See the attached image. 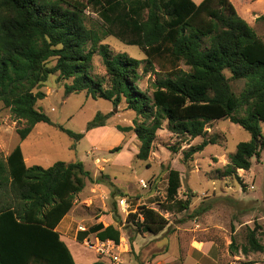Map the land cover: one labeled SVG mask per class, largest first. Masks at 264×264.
Segmentation results:
<instances>
[{
  "label": "trees",
  "instance_id": "trees-1",
  "mask_svg": "<svg viewBox=\"0 0 264 264\" xmlns=\"http://www.w3.org/2000/svg\"><path fill=\"white\" fill-rule=\"evenodd\" d=\"M89 10L100 19L99 27L87 25ZM258 20L264 21V15ZM108 36L137 46L145 59L112 54L102 44ZM94 54L101 58L105 77L91 72ZM155 67L157 77L148 95L138 84ZM225 72L230 80L243 83L239 94L232 91ZM55 73L71 81L64 85L65 96L85 92L114 107L124 102L134 112L132 124L117 125L116 130L136 136L138 160L148 159L164 123L169 132L189 140L204 137L206 125L218 120H229L248 132L250 139L237 144L229 163L219 171L221 178H239L237 171H248L252 159L257 160L264 149L260 127L264 122V41L229 0L198 4L193 0H0V103L15 121L25 122L17 130L20 140L38 123L54 125L36 103L45 98L40 88ZM111 114L97 112L86 131L105 126ZM55 127L77 141L84 137ZM215 143L209 139L190 147L183 162ZM120 150L117 146L110 152ZM167 176L165 201L176 212L188 210L193 195L189 192L186 199H177L179 172L169 169ZM85 178L106 186L112 197H125L109 175L93 179L79 161H58L46 169L29 167L19 145L0 157V264H78L56 228L71 210L74 195L85 187ZM133 216L143 233L158 235L168 225L150 207H138ZM258 230V226L248 229L243 255L264 251ZM90 234L101 241L120 242L118 228L101 223L78 231L77 242ZM229 249L238 252L234 240ZM91 264L106 263L98 257Z\"/></svg>",
  "mask_w": 264,
  "mask_h": 264
},
{
  "label": "rangeland",
  "instance_id": "rangeland-1",
  "mask_svg": "<svg viewBox=\"0 0 264 264\" xmlns=\"http://www.w3.org/2000/svg\"><path fill=\"white\" fill-rule=\"evenodd\" d=\"M196 4L202 0H193ZM237 14L264 41V0H229ZM87 25L99 27L97 14L86 11ZM102 44L107 45L112 54L125 53L129 57L144 60L145 55L137 46H128L112 36ZM55 61L49 63L53 66ZM144 64L140 66L142 72ZM187 69V67L182 66ZM157 67L144 73L138 87L151 94V83L157 77ZM93 75L105 77L101 58L94 54ZM235 94H239L243 83L230 80ZM68 80L52 74L41 86L45 94L37 101L36 108L42 110L54 125L38 123L25 140H20L17 130L26 126L24 121H15L9 110L0 103V157L5 158L17 145L21 147L27 166L48 168L55 162H82L95 179L104 173L125 197L110 195L103 187V193L86 188L75 195L73 203L78 205L76 216L82 218L85 229L93 223V218L103 216V226L113 225L120 231V242L115 252L118 264H152L157 257L161 264H264V251L243 255L241 247L246 243L248 229L259 227L258 237L264 246V149L257 160L252 159L248 171L238 170L236 177L221 178L219 171L229 163V156L238 143L248 141L250 135L229 120L212 121L206 125L204 137L189 140L177 137L168 131L166 123L156 133L151 152L146 161L136 158L139 142L132 132L122 133L116 126H129L135 116L127 110L124 102L114 107L104 99H92L85 92L64 95V85ZM112 113L105 126L86 131V126L96 115ZM56 125L74 133H83L77 141L62 132ZM264 135V122L260 123ZM215 139V144L206 146L184 163L183 154L190 147L203 140ZM120 146L119 152H110ZM96 148V150H95ZM175 151H174V150ZM169 169L179 172L181 187L177 199H186L191 192L188 210L176 212L166 199L167 175ZM93 178V177H92ZM141 180L146 187H142ZM244 186V187H243ZM76 197L78 202H76ZM92 204L89 205V202ZM89 205V206H88ZM140 206L155 209L168 220L167 227L158 235L143 233L134 213ZM172 208V209H170ZM200 208H204L199 212ZM67 222V217L62 223ZM62 233V226L58 227ZM79 231H83L80 230ZM232 240L238 249L231 253ZM96 238L75 243L70 250L78 264H91L97 255L92 247ZM77 251L79 254H77ZM161 255V256H160ZM106 264H111L103 259Z\"/></svg>",
  "mask_w": 264,
  "mask_h": 264
},
{
  "label": "crops",
  "instance_id": "crops-1",
  "mask_svg": "<svg viewBox=\"0 0 264 264\" xmlns=\"http://www.w3.org/2000/svg\"><path fill=\"white\" fill-rule=\"evenodd\" d=\"M95 150H96V148H95ZM24 160H25V159H24ZM84 168H85V166H84ZM85 170H87V169L85 168ZM87 171H88V170H87ZM91 176H92V175H91ZM92 177H93V179H95V175H93ZM84 181H85V187L83 188V190L89 187L90 190H94V189H95V190H98V191H100L101 193H103V187L106 188V187H105L104 185H102V184L91 183L87 178H85ZM92 188H94V189H92ZM83 190H82V191H83ZM82 191L79 192V193H77V194H75V195L81 194ZM75 195H74V199H75ZM76 202L79 203L77 197H76ZM90 204H92V201L89 202V205H90ZM89 205H88V206H89ZM77 206H78V205H75V203L73 204L71 210H70V211L68 212V214L62 219V221L59 223V225H58L57 228H56V230L58 231V227L62 226V231H63V232H62V233H60L59 231H58V232L60 233V238H61V240H63V242L66 244V246L68 247L70 253H71L70 247H71V246H74V247H75V243H79V242H77V240H76V235H77L78 231L80 230V228H81V230H85V228H84L83 226H81L82 218L80 219L78 216H76L75 209L77 208ZM66 217H67V222H66L65 225H64V223H62V222H63V220H64ZM92 220H93L92 225H94V224H99V223H101V224L103 225V216H100V217H98V218L94 217ZM92 225H91V226H92ZM91 226H90V227H91ZM88 228H89V227H88ZM91 236H94V237H95L94 234H90V235L87 236V238H86L84 241L86 242V241L90 240V237H91ZM95 238H96V237H95ZM96 239H97V238H96ZM79 244H80V243H79ZM77 254H79L78 251H77ZM95 254H96V253H95ZM71 255H72V257H73V254H72V253H71ZM160 256H161V255H160ZM73 259H74V258H73ZM96 260H98V256H97ZM96 260H95V261H96ZM74 261H75V260H74ZM160 262H161V261H160V260L158 259V257H157L155 260L152 261V264H161Z\"/></svg>",
  "mask_w": 264,
  "mask_h": 264
},
{
  "label": "built area",
  "instance_id": "built-area-1",
  "mask_svg": "<svg viewBox=\"0 0 264 264\" xmlns=\"http://www.w3.org/2000/svg\"><path fill=\"white\" fill-rule=\"evenodd\" d=\"M142 187H146L145 183L143 180H141ZM87 245L89 247H92L93 245H90L87 242ZM117 245L114 244L112 241H101L96 239V243L93 246L95 253L98 257H100L102 260L106 259L108 260L111 264H118L120 262L119 256L115 252Z\"/></svg>",
  "mask_w": 264,
  "mask_h": 264
}]
</instances>
